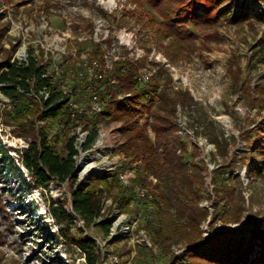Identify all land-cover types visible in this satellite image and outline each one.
Wrapping results in <instances>:
<instances>
[{"label":"rangeland","instance_id":"1","mask_svg":"<svg viewBox=\"0 0 264 264\" xmlns=\"http://www.w3.org/2000/svg\"><path fill=\"white\" fill-rule=\"evenodd\" d=\"M172 21L186 29L181 42L168 34ZM6 24L7 35H0V65L38 57L83 112L90 103L84 95L90 87L89 66L106 62L105 57L114 66L133 65L137 77L147 73L149 83L161 81L167 87L170 98L178 101L170 111L172 127L194 133L181 138L188 149L185 160L196 165L191 175L199 201H192L191 208L207 212L199 223L202 241L209 242L223 227H241L227 214L222 218L224 207H232L230 216L239 207L243 221L256 222L264 215L263 154L253 148L254 139L264 134V0H0V27ZM26 105L15 107L0 91V264H89V258L97 264H174L186 254V243L164 249L156 237L162 211H157L155 198L158 180L144 183L154 194L149 205L109 170L116 163V169L124 168L118 146L121 123L100 119L98 139L93 149L84 151L85 130L95 127L94 116H78L70 126L34 116L18 122ZM140 122L150 128L152 120L145 116ZM33 125L37 131L48 129L50 136L58 134L59 152L64 134L78 137L71 181L36 185L20 158ZM195 139L207 140L213 150L203 154L191 145ZM126 165L135 170L136 185L139 163L127 159ZM105 176L130 189L132 197L121 204L115 198L118 191L104 192L98 221L111 222L107 233L81 221L71 207L73 189L90 187ZM59 203H66L72 216L63 224L52 216ZM129 224L131 230L124 229ZM62 228L95 244L86 253L60 236Z\"/></svg>","mask_w":264,"mask_h":264},{"label":"trees","instance_id":"2","mask_svg":"<svg viewBox=\"0 0 264 264\" xmlns=\"http://www.w3.org/2000/svg\"><path fill=\"white\" fill-rule=\"evenodd\" d=\"M198 18L200 24L205 25L206 20ZM238 19L239 16L235 20ZM183 28L182 23L172 21L167 27L168 34L181 42L186 36V29ZM8 29L7 24L0 27V35H7ZM177 29H181L179 34ZM98 63L104 67L105 62ZM137 74V69L133 65L118 63L111 70L105 68L96 70L93 76H89V86L96 88L103 102L104 100L106 102L100 114H92L89 107L84 112L73 108L71 93H65L60 89L61 83L55 82L49 76L46 66L35 56H29L26 62L1 63L0 91L15 104V107L27 103L23 111L18 113L20 114L18 122H23L25 117L34 116L38 121H59L65 126H70L78 116L84 117L89 114L94 116L92 122L95 127L85 130L88 135L82 145L84 151L93 149L99 136L96 125L100 119L121 123L122 141L119 144V151L127 159L139 163L136 184L144 185L151 177L158 180L155 198L159 203L157 211L162 210L160 226L155 232L158 242L164 249L181 242L187 245L186 254L176 258L174 264H264V215L256 222L251 219L243 221L244 217L239 212V207L235 209V216L229 214L231 206L224 207L222 218H226L227 214L230 220L241 227L239 229L223 227L209 242L206 239L201 240L199 223L206 220L207 212L204 208H198L194 211L198 214L196 219L191 208L192 201H195V204L199 201V194L194 191L191 175L192 167L196 165L185 160L188 152L186 143L181 138L180 129L172 127L170 117L172 114L170 111L178 101L170 98L169 90L161 85V81H157L156 84L153 82L140 84ZM74 90L76 91V87ZM84 95L88 102L93 92L89 89ZM145 116L152 120L149 125L151 129L147 124L140 122ZM261 128L264 131V127ZM32 129L28 147L21 151L20 158L32 173L36 185L45 187L55 181L61 184L71 181L76 170L75 157L79 155L78 137H70L69 133L64 134L63 147L59 152L56 149L58 134L50 136L48 129L37 131L34 125ZM253 144L255 153L263 154L264 161V134L255 138ZM253 159L254 156L250 157L251 161ZM101 185L103 189L100 188ZM105 191L109 193L118 191L116 196H119L115 198H121V204L132 200L130 189L121 188L112 176H105L102 179H94L90 187L78 186L73 189L71 207L74 215L88 226L94 225L109 232L111 222L98 221ZM55 206L52 216L59 224L71 219L72 216L65 210L66 203ZM251 223L253 224L251 228L243 230L244 225ZM59 234L70 239L86 253L90 246L95 244L93 240L83 237L76 239L69 232H64L63 228L59 230ZM89 264L97 263L89 258Z\"/></svg>","mask_w":264,"mask_h":264},{"label":"built area","instance_id":"3","mask_svg":"<svg viewBox=\"0 0 264 264\" xmlns=\"http://www.w3.org/2000/svg\"><path fill=\"white\" fill-rule=\"evenodd\" d=\"M105 58H106V62H105L104 67L101 66L100 64H98L97 62H93L90 64L89 72L91 73L90 74L91 76L94 75V72L96 70H102L104 68H105V70L113 69L114 63H110L109 60L107 59L108 57H105ZM150 79H151V75H149L147 73H144L138 77V81L140 84H144L146 82H149ZM89 89L93 92V95L90 98V103L88 104V106L90 108V112L92 114H100L104 110L105 103L101 99V96L97 93L96 88L90 86ZM47 96H48V94H46V97ZM71 106L73 108H75L76 110L82 111V109L77 104H71ZM181 127L182 128L179 131V133L181 135H187L188 137L193 136L194 133H192V131L186 129L183 126H181ZM152 135L154 136L153 133H152ZM103 136H105V135L103 134ZM120 143H121V141L118 142V146ZM191 145L194 147H197L201 152H203V154H207L208 152H210L214 148L212 145L208 144L207 140H202V139H199V141H197V139H195L193 141L191 140ZM118 146L117 145L114 147L104 146V148H111L112 149V148H115ZM126 162H127V158L124 155H122L121 163H124V168L123 169H116V168H118L117 166H119L118 163H116L109 170L117 172L116 175H117L119 181L123 185L133 186L134 195L138 201H142V202H145L149 205H152L153 199H154V194H153L152 189H150L149 187H146L144 185L133 184L134 180L136 178L135 170L133 168H130L129 165H126ZM151 179L153 182H155V183L157 182V179H155L153 177ZM130 227H132V226L129 224L124 229L131 230V229H129Z\"/></svg>","mask_w":264,"mask_h":264},{"label":"crops","instance_id":"4","mask_svg":"<svg viewBox=\"0 0 264 264\" xmlns=\"http://www.w3.org/2000/svg\"><path fill=\"white\" fill-rule=\"evenodd\" d=\"M152 178V177H151ZM154 178V177H153ZM156 179V178H155Z\"/></svg>","mask_w":264,"mask_h":264},{"label":"bare ground","instance_id":"5","mask_svg":"<svg viewBox=\"0 0 264 264\" xmlns=\"http://www.w3.org/2000/svg\"><path fill=\"white\" fill-rule=\"evenodd\" d=\"M111 2H112V1H111ZM111 2H110V3H111Z\"/></svg>","mask_w":264,"mask_h":264}]
</instances>
